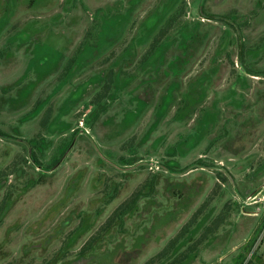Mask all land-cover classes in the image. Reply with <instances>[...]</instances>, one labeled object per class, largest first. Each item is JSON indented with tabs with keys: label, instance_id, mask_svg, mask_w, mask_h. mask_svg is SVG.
I'll return each instance as SVG.
<instances>
[{
	"label": "rangeland",
	"instance_id": "374dc122",
	"mask_svg": "<svg viewBox=\"0 0 264 264\" xmlns=\"http://www.w3.org/2000/svg\"><path fill=\"white\" fill-rule=\"evenodd\" d=\"M0 264H264V0H0Z\"/></svg>",
	"mask_w": 264,
	"mask_h": 264
},
{
	"label": "trees",
	"instance_id": "16d2710c",
	"mask_svg": "<svg viewBox=\"0 0 264 264\" xmlns=\"http://www.w3.org/2000/svg\"><path fill=\"white\" fill-rule=\"evenodd\" d=\"M156 43H157V41H156V39H155V40L152 42V44L150 45L151 48H149V52H150V50H153L155 47H157V44H156ZM119 210H120V211L117 212V214L120 213V214L122 215L123 213H125L126 208H125V207H121V208H119ZM117 214L114 215V218H116V217H117V218L120 217V215H119V214L117 215ZM112 220H113V219H110L108 224H110V222H112ZM107 226H108V225H107Z\"/></svg>",
	"mask_w": 264,
	"mask_h": 264
}]
</instances>
